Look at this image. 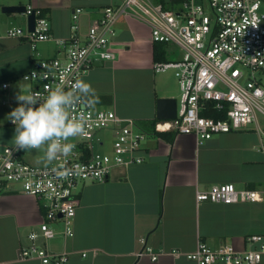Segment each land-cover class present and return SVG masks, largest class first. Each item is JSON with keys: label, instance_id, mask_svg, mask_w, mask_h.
<instances>
[{"label": "crops", "instance_id": "1", "mask_svg": "<svg viewBox=\"0 0 264 264\" xmlns=\"http://www.w3.org/2000/svg\"><path fill=\"white\" fill-rule=\"evenodd\" d=\"M119 2L0 0V94L2 103L7 104L0 107V150L13 145L15 125L6 114L16 107L18 92L30 89L21 75L36 59L58 54L53 41L31 48L25 39L4 37L7 28L22 27L17 18L4 16L1 8L24 5L44 9L53 38H65L70 34L75 7L82 8L80 29L84 31L100 17L104 6ZM26 27L27 21L23 29ZM115 31L111 41L114 59L93 66L81 80L90 83L95 105L113 110L119 118L134 119L143 127L156 119L157 98L174 95L163 87L165 76H156L162 72L153 70L156 61L148 21L129 13L117 20ZM163 47L168 56L167 45ZM3 83L7 88H2ZM97 143L104 146L100 152L111 150V143L106 146L104 138ZM139 154L143 162L113 166L103 182L80 183L75 191L73 236L64 239L58 235L46 242L53 252H69L64 264H196L185 254L198 241L212 248L230 244L244 250L248 248L247 235H264V200L234 204L195 201L196 190L223 183L264 195V130L260 126L214 135L203 142L193 135L150 134ZM43 156V149L38 156L23 153L25 160L36 165L45 164ZM41 220L38 202L17 184L0 193V264H41L18 255L28 242V233ZM55 226L60 228V224ZM147 247L157 253L156 260L149 254L138 256ZM260 264H264V255Z\"/></svg>", "mask_w": 264, "mask_h": 264}, {"label": "built area", "instance_id": "2", "mask_svg": "<svg viewBox=\"0 0 264 264\" xmlns=\"http://www.w3.org/2000/svg\"><path fill=\"white\" fill-rule=\"evenodd\" d=\"M165 7L153 0H120L103 7L99 18L84 31L80 29L81 7L71 13L70 34L53 38L49 20L41 9L25 7L24 14H34V28L29 31L12 26L4 37L25 39L31 48L40 42L53 41L58 54L36 59L32 68L21 75L30 84L28 93L45 97L57 87L71 85L94 66L97 60L111 61L115 54L111 41L115 23L129 13L144 17L150 26L152 42L173 44L180 50L175 60L156 61L155 72L173 69L180 87L176 114L172 119H155L145 131L136 120L119 118L113 110L81 101L69 110L73 117L84 116L85 133L71 141L75 148L68 157L58 156L42 165L30 163L17 151L14 144L0 150V193L10 184L32 196L39 205L42 220L31 230L28 242L19 248L20 259H37L41 264H64L69 252H53L46 242L61 236H73L78 184L103 182L116 165L143 162L139 152L150 134L172 132L174 135H193L199 142L214 135L259 127L258 115L264 117V11L263 0H167ZM173 1V2H172ZM48 72L47 79L32 78V73ZM28 78H25V77ZM3 83L2 88H7ZM212 115H209L208 113ZM109 130L112 135L109 152L96 151L93 142L101 139L98 132ZM56 171L66 173L57 178ZM258 190L236 188L232 183L214 184L206 190H196L195 201L219 204L262 202ZM60 224V228L55 226ZM248 248L237 250L222 244L212 248L198 241L186 253L196 264H260L264 255V235L249 234ZM144 243V240H142ZM138 253L149 254L147 247ZM85 256V252L81 253Z\"/></svg>", "mask_w": 264, "mask_h": 264}, {"label": "clouds", "instance_id": "3", "mask_svg": "<svg viewBox=\"0 0 264 264\" xmlns=\"http://www.w3.org/2000/svg\"><path fill=\"white\" fill-rule=\"evenodd\" d=\"M33 77L47 79L48 72L33 71ZM93 95L90 83L83 80H77L67 90L63 87L49 90L45 97L20 90L16 95V107L6 114V119L15 125L12 137L15 150L43 149V159L47 162L56 160L60 155L70 156L75 148L70 138L85 133L86 120L83 115L71 116L69 110L81 101L85 106L93 105L96 102L91 98ZM65 175L63 171H56L57 178Z\"/></svg>", "mask_w": 264, "mask_h": 264}, {"label": "rangeland", "instance_id": "4", "mask_svg": "<svg viewBox=\"0 0 264 264\" xmlns=\"http://www.w3.org/2000/svg\"><path fill=\"white\" fill-rule=\"evenodd\" d=\"M262 10L264 11V0H263V3H262ZM4 16H6L8 18H11L12 20L14 18H17L18 22L20 21L19 24H20V26L22 28H24L26 26V16H24L23 14H19V13L6 14V13H4ZM16 24L17 23L15 22L14 25H16ZM166 52L168 53V56H167L168 60H175V59H178L180 57V50L173 44H168L167 45ZM162 74L165 76L164 86L163 87H166L167 89L172 91L173 95H174L173 97L176 99V101H179V98H180V87H179V84H178V81H177V77L174 74V70L173 69H167V70H165L162 73H156V76H160ZM1 82H2V79L0 77V84H1ZM157 91L160 93V88H157ZM1 98L2 97H1V94H0V107L1 108H6V107H4V106H7L6 101H4L3 103H5V104H3ZM102 107L106 108L107 106H102ZM257 119H258V123H259L260 127L264 130V117L262 115H258ZM141 128L145 129V131H148V130L151 129V124L145 122L143 127H141ZM97 137L104 138L106 146L112 142V135H111L109 130L98 132ZM77 138L78 137L70 138V140L71 141H77ZM93 147H94L95 150L103 151V147L104 146L100 147V145H98L97 141H94L93 142ZM39 152H40V150H31V151H26V152L23 151V153L26 154V156H31V155H33V156L37 155L38 156ZM85 182H90V181H85ZM79 185H81V184H78L76 189H78Z\"/></svg>", "mask_w": 264, "mask_h": 264}, {"label": "water", "instance_id": "5", "mask_svg": "<svg viewBox=\"0 0 264 264\" xmlns=\"http://www.w3.org/2000/svg\"><path fill=\"white\" fill-rule=\"evenodd\" d=\"M2 13L11 14L19 13L22 14L25 12L24 5H9L3 6L1 8ZM27 28L29 31H32L34 28V14L30 13L26 17ZM103 62L97 60L94 62V66H102ZM176 114V99L175 98H157L156 100V119L158 120H167L175 117Z\"/></svg>", "mask_w": 264, "mask_h": 264}, {"label": "trees", "instance_id": "6", "mask_svg": "<svg viewBox=\"0 0 264 264\" xmlns=\"http://www.w3.org/2000/svg\"><path fill=\"white\" fill-rule=\"evenodd\" d=\"M156 3H161L162 5H164L165 7L169 6L171 3H169L167 0H153ZM173 2V1H172ZM42 14H44L45 10L41 9ZM154 53H153V59L154 61H167V56L165 54L164 51V43H157L154 42ZM209 115H212L210 112L208 113ZM155 119H153L152 121L146 122V123H150L151 126L153 125ZM162 134V133H159Z\"/></svg>", "mask_w": 264, "mask_h": 264}]
</instances>
